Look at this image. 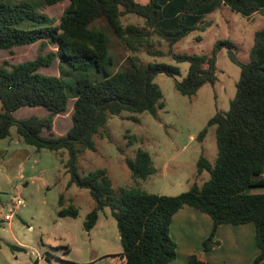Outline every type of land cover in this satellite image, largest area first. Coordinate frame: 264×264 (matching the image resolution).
I'll use <instances>...</instances> for the list:
<instances>
[{"label": "trees", "instance_id": "trees-1", "mask_svg": "<svg viewBox=\"0 0 264 264\" xmlns=\"http://www.w3.org/2000/svg\"><path fill=\"white\" fill-rule=\"evenodd\" d=\"M64 1H69V6L57 24L33 0H0V50L12 51L38 42L56 48L33 61L0 65V141L9 138L11 128L16 126L24 143L38 151H65L68 155L65 168L70 175L67 188L75 185L88 190L95 202L86 216L84 229L93 230L100 213L109 208L117 222L124 264L175 261L177 243L170 228L174 215L186 206L213 220V230L203 243L204 252L221 245L216 238L219 227L252 224L259 251L252 264H264V192H250L264 189V28L255 34L248 63L238 59L231 41L218 42L211 57L170 51L177 63L189 64L186 77L176 82V89L183 96L192 97L204 85L216 83V54L223 47L241 68L229 111L217 112L197 137L202 143L209 128L216 127L215 162L201 156L197 163L198 174H209L202 186L194 184L177 196L151 194L135 187H122L116 192L105 169L81 175L77 166L81 153L97 150L94 137L106 127L110 117L123 112L156 116L158 110L165 108L163 92L154 82L158 74L181 76L177 66L144 65L131 55L124 59L126 66L116 70L124 62L112 53L113 41L133 53L140 52L145 45L153 47L154 36L173 46L191 33L210 27L205 17L223 6L247 17L264 15V0H149L146 4L137 0H43L47 5ZM128 14L142 18L144 26H123L121 18ZM99 19L105 21L111 37L92 27ZM147 52L154 57L165 56L159 50ZM56 60L59 76L40 72ZM71 100H74L73 126L65 136L55 137L54 119L68 111ZM25 107L44 108L48 116L17 120L14 113ZM131 120L139 122L134 116ZM45 129L51 136H42ZM126 163L136 181L147 180L157 172L151 155L142 149ZM78 215L74 207L59 211L60 217ZM1 224L0 220V227ZM10 247L25 251L24 247ZM188 264L206 263L193 255Z\"/></svg>", "mask_w": 264, "mask_h": 264}, {"label": "rangeland", "instance_id": "rangeland-1", "mask_svg": "<svg viewBox=\"0 0 264 264\" xmlns=\"http://www.w3.org/2000/svg\"><path fill=\"white\" fill-rule=\"evenodd\" d=\"M33 1L57 24L69 6V1L57 5H47L43 0ZM137 1L141 4L149 2ZM121 22L125 27L129 24L144 26V20L134 14L124 15ZM205 22H210L211 26L204 31L191 33L173 46L154 36L151 40L153 47L145 45L140 52L133 53L113 41L110 49L120 57L121 63L131 55L144 65L163 63L177 66L181 76L172 78L161 73L155 77L154 82L162 90L166 103L156 116L123 112L120 116L110 117L106 127L94 137L97 150H86L79 155L77 166L81 175L105 169L116 192L122 187H135L165 196L180 195L189 191L194 184L202 186L209 179L207 172L198 174L197 163L201 156L211 163L215 162L218 154L216 127L209 128L202 143L197 137L217 112L229 111L236 95L241 68L230 59L228 49L223 47L216 54V83L206 84L194 96L188 97L178 92L176 82L186 77L189 64L177 63L170 54L211 57L218 42L231 41L238 59L248 63L251 61L255 34L264 28V15L247 17L223 6L207 15ZM92 27L112 36L103 20H96ZM148 49L162 51L165 56H151ZM53 51H56L54 46L46 47L40 42L16 47L12 51L0 50V65L4 62L19 64L33 61L39 55L45 56ZM125 64L118 65L116 70L125 67ZM40 72L59 76V60ZM73 110L74 100H71L68 111L55 117L52 129L55 137L65 136L72 128ZM32 116L43 118L48 116V111L25 107L14 113L17 120ZM131 116L138 118L139 122L131 120ZM42 136L49 137L51 132L45 129ZM10 137L17 139L16 126L11 128ZM7 141L1 142V145L7 144ZM139 149L151 155L157 172L147 180L136 181L126 160L134 159ZM31 151L32 156L25 164L23 177L15 179L13 185H7L8 189L0 190V264H35L37 261L38 264H124L120 256L123 247L117 222L109 208L100 213L93 230L87 232L84 229L86 216L94 209L95 202L88 190L75 185L67 188L70 180L65 168L67 153L45 149L38 151L32 146ZM250 192H264V189ZM19 200H23L24 204L16 207ZM72 207L79 211L76 218L59 216L61 209ZM12 213V219L6 221V215ZM10 245L24 247L25 251L13 250ZM208 262L217 264L215 255L208 258Z\"/></svg>", "mask_w": 264, "mask_h": 264}, {"label": "crops", "instance_id": "crops-1", "mask_svg": "<svg viewBox=\"0 0 264 264\" xmlns=\"http://www.w3.org/2000/svg\"><path fill=\"white\" fill-rule=\"evenodd\" d=\"M5 140H8L7 144L1 145ZM23 142L19 135L17 139L9 137L0 141L1 191L8 189L7 185H13L15 179L23 177L25 164L32 156L31 146ZM213 226L210 216L193 207L186 206L178 211L173 217L170 228V235L177 243V258L168 264H188L193 255H197L206 264H212L208 262V258H212L213 255L217 264L253 263L259 251L252 224L219 227L216 238L221 245L210 252H204L203 243L210 236Z\"/></svg>", "mask_w": 264, "mask_h": 264}, {"label": "built area", "instance_id": "built-area-1", "mask_svg": "<svg viewBox=\"0 0 264 264\" xmlns=\"http://www.w3.org/2000/svg\"><path fill=\"white\" fill-rule=\"evenodd\" d=\"M22 204H24V201H23V200H22V201H21V200H19V201H18V203H17V205H16V207H18L19 205H22ZM13 214H14V213H12V214H9V215H6V217H5V220H6V221H9V220H11V219H12V216H13Z\"/></svg>", "mask_w": 264, "mask_h": 264}]
</instances>
